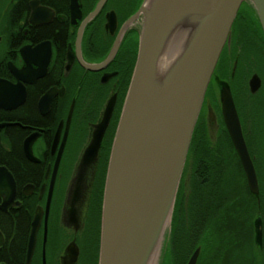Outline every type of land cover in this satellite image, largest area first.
Returning a JSON list of instances; mask_svg holds the SVG:
<instances>
[{"label": "flooded vegetation", "instance_id": "obj_1", "mask_svg": "<svg viewBox=\"0 0 264 264\" xmlns=\"http://www.w3.org/2000/svg\"><path fill=\"white\" fill-rule=\"evenodd\" d=\"M143 2L0 0V81L16 89L9 108H0V167L15 182L12 204L0 209V264H100L109 159L138 59L142 21L135 16ZM243 5L211 78L179 197L186 205V189L192 181L190 156L201 163L209 162L203 158L211 159L214 153L221 168L215 165L216 173L211 175L215 186H203L204 192L220 187L226 164L235 160L242 171V194L239 201H230L232 211L239 207L246 212L250 207L243 194L247 189L255 211L262 213L260 186L259 196L250 192L222 112L223 89L229 88L255 166L245 121L249 104L256 109L262 106L264 145V32L250 7ZM242 33L252 51L262 55L261 73L242 67L236 51L248 46L237 42ZM112 103L98 159L90 158L82 167ZM27 141H31L29 154ZM206 169L199 173L205 180L210 179ZM234 179L239 183L237 175ZM5 192L9 195L8 189ZM3 202L0 195V205Z\"/></svg>", "mask_w": 264, "mask_h": 264}, {"label": "water", "instance_id": "obj_2", "mask_svg": "<svg viewBox=\"0 0 264 264\" xmlns=\"http://www.w3.org/2000/svg\"><path fill=\"white\" fill-rule=\"evenodd\" d=\"M243 4L264 32V0H144L136 14L142 21L140 47L109 159L100 264H148L152 256V264L161 263L202 105ZM164 54L173 58L161 69ZM15 90L0 81V108H9ZM112 108L113 103L82 167L90 158L97 161ZM222 112L250 192L259 196L256 169L229 88L223 89ZM26 144L29 154L31 141ZM0 195L5 211L15 198V182L4 167ZM255 226L256 244H262L259 217ZM201 253L198 247L187 264H198Z\"/></svg>", "mask_w": 264, "mask_h": 264}, {"label": "rangeland", "instance_id": "obj_3", "mask_svg": "<svg viewBox=\"0 0 264 264\" xmlns=\"http://www.w3.org/2000/svg\"><path fill=\"white\" fill-rule=\"evenodd\" d=\"M244 8H245V5L242 6L241 12ZM236 27H238V25H236ZM246 31L248 33L247 26H246ZM243 33L239 35L237 42L240 43L241 41H243L245 44H247L250 47L247 46L244 49V51H242L243 49L242 48L241 52L240 50H238V47L236 49V51L238 52L239 58L242 57L241 61L244 64L242 65V67L244 66L245 68H254L255 70H259V72L261 73L262 72V65H261L262 60L259 61V58L261 57L262 59V55H259L254 49L252 51L253 45L247 41L245 42V38L243 36H246V35ZM239 43L237 45H240ZM247 76H250V75L248 74ZM247 110L248 111L246 114L247 116H246L245 126H246V130L248 129L251 132L248 134V137H249L248 139L253 144V147H251L250 149H251L252 155L255 156V160H256L255 166L258 170V180H259V186H260L261 204H262V212H263V214H260L262 216L255 215V219H254V223H255L258 217L264 221V145L262 144V106L261 108L256 109L254 105L250 106L249 104V106L247 107ZM220 143L222 144V146H225L226 154H229V157L231 156L232 158L231 151H229V148L225 144L226 142L221 140ZM212 155H213V158L211 157V159H210V156L203 158L204 160L208 159L209 162H203V161L201 162L207 166H203L201 163H199L197 160V157L195 159L194 154L190 156V159L188 162V171H189L188 176L192 179V181L189 183L188 188L186 189V194L188 195L186 198V205H185V200H184V204L182 203V209H181L182 212L181 213L179 212L178 217H177L178 221H176V223L179 222L180 224V223H183L184 221V226L188 229L191 227H193V229H197L198 227L203 228L209 222H218V224H221L223 226H228L230 224L229 226L231 227L235 225L240 226V224H242L243 228H245L246 230L245 232L246 235H249L248 224L250 223L248 220L250 219V216L248 215V213L244 212L241 218V215H242V212L240 211L241 208L238 207V209L236 208L234 209V211H232L231 209L232 203L230 201H234V200L236 201L240 199V196L242 194V185L239 179L240 175H242V171L240 167L237 165L235 160L233 162L231 160H229L230 162L227 161L228 162L226 164L227 168L224 171L225 176L223 177V182H220V187H218L217 190L214 189L213 192L211 191L201 196L202 197L200 200L201 202L199 204H196V201H198V194L199 193L201 194L202 192H204V190L202 189L203 186L210 185V183H213L215 186V182L213 181V178H211V175L213 173H216L215 165L221 168L218 162L219 160H217L218 158L216 157V155L214 153ZM206 167H208V169L210 170L209 171L210 179H207V180H205L204 177H201L199 175V173H201L202 171L204 172L207 171ZM236 175L238 176V180H239V183L237 184L235 183V181L237 180L234 179ZM236 188H238L239 190H237ZM243 194H244L246 201H249L250 199H249L247 189H245ZM205 197H207L206 200H204ZM210 199L212 202V203L210 202V204H212V206H211V209L209 210L208 205H209ZM205 204H206V209H205ZM217 206H219L222 209L225 208L227 210L223 212L221 211L218 212ZM204 211H207V213L211 211L210 217L209 215H207V216H204L203 218L202 216L204 215ZM176 223L174 222L172 223L171 230H170V239H171V234H172V227L173 225L175 226ZM254 229H255V225H254ZM234 232H235V229L233 228L231 230V233H228L227 235H225L224 238L222 237L221 239H216L215 243L217 244L219 243V246H223L227 250H230L232 248L231 247L232 245H230L229 243L230 241L228 240V238L233 236ZM263 239H264V236H263ZM188 243H189V239L185 237L183 241V246L180 247L182 250H184V254L178 257L179 260L177 259V257L173 258L176 261L175 264H179V263L187 264L189 262L192 256V253H194L196 249L192 250V248H189ZM254 243L256 244V242ZM170 244H171V241L169 240V245H165V249L162 253V260H161V263L159 264H174V262L171 261L170 259V248H171ZM255 249H256V246H255ZM259 251L260 250H258L255 253H251L249 251L250 253L248 255L247 250L245 248H240V251H237L235 254V256L240 257L238 259L239 262L237 263L238 264L245 263V261L250 256L253 257V259L255 258L259 259V253H258ZM231 253L233 255L235 251H232Z\"/></svg>", "mask_w": 264, "mask_h": 264}, {"label": "trees", "instance_id": "obj_4", "mask_svg": "<svg viewBox=\"0 0 264 264\" xmlns=\"http://www.w3.org/2000/svg\"><path fill=\"white\" fill-rule=\"evenodd\" d=\"M214 188L212 189L213 192ZM211 191V189H209L206 192H202V196L205 195L206 193H209ZM209 197V196H207ZM204 198V200H206V198ZM249 202L250 204H248V206H250L249 208H247L246 213H248V215L250 216V219L248 220L250 224H248V230H249V235H246V230L245 228H243L242 224H240V226H223L221 224H218V222H209L207 225H205L203 228H197V229H193V227L191 228H186L184 226V221L183 223H176L177 217L179 212H182V203H181V198L179 197V199L177 200V205H176V210L174 213V218H173V222L176 223L175 226L173 225L172 227V234H171V244H170V259L171 261L174 262L175 264V260L173 259L174 257H177V259L179 260V256H182V254H184V250H182L180 247L183 246V241L186 238L189 239V243L188 246L189 248H192V250L197 249L199 246H201L202 248V253L199 259L198 264H238L237 262L238 259L240 258L239 256H235L237 251H240V248H245L247 250V254L249 255V253H255L258 250H260L259 253V259L255 258L253 259V257H249L245 263L243 264H264V251L262 252V247L260 249H255L256 244L254 242L255 241V229H254V219H255V215H256V203L255 200H253V196L249 198ZM240 199H238L239 201ZM237 201V200H236ZM211 199L209 201V210L211 209L212 204H210ZM212 203V202H211ZM197 204V201H196ZM207 206V207H208ZM246 208V206H245ZM205 209H206V204H205ZM227 209L225 208H220L217 206V211L218 212H223ZM214 212V211H213ZM212 212V213H213ZM196 213V212H195ZM240 213V212H239ZM211 211H209V213H207V211H204V215L202 216L204 218V216L209 215L210 217ZM244 212H242L241 218L243 216ZM263 214V212L261 213ZM2 215V214H1ZM0 215V229L3 230V221H2V217ZM262 216V215H259ZM209 219V218H208ZM207 219V220H208ZM264 224V221H263ZM235 229L234 235L231 236L230 238H228V240L230 241V245H232L230 250H227L226 248H224L223 246H219V243H215L216 239H221L222 237L224 238L225 235H227L228 233H231L232 229ZM244 245V247H243ZM262 245V244H261ZM197 246V247H196ZM242 246V247H241ZM189 250V249H188ZM232 251H235V253L232 255ZM250 251V252H249ZM193 254V253H192ZM233 259V260H232ZM236 262H235V261ZM251 260V262H250ZM179 262V261H178ZM180 264V263H179ZM186 264V263H185ZM241 264V263H240Z\"/></svg>", "mask_w": 264, "mask_h": 264}, {"label": "bare ground", "instance_id": "obj_5", "mask_svg": "<svg viewBox=\"0 0 264 264\" xmlns=\"http://www.w3.org/2000/svg\"><path fill=\"white\" fill-rule=\"evenodd\" d=\"M175 53V52H174ZM172 58H173V56H171V55H163V57H162V59H161V62H160V64H161V69H165V68H167L168 66H169V64L172 62ZM162 74V72L160 73V75ZM180 185H181V183H180ZM179 191H180V187H179ZM179 191H178V196H177V200L179 199ZM177 200H176V204H175V209H174V213H175V210H176V205H177ZM174 213H173V217H174ZM261 213L259 212H257L256 211V215L257 216H259ZM172 223H173V221H172ZM262 230H263V236H264V224H263V220H262ZM256 231H257V229H256V226H255V238H256ZM262 247V252L264 251V239L262 238V245L261 244H256V249H260ZM153 257V256H152ZM152 257L150 258V261H149V263L148 264H152Z\"/></svg>", "mask_w": 264, "mask_h": 264}]
</instances>
